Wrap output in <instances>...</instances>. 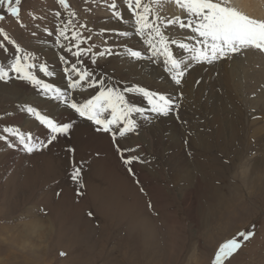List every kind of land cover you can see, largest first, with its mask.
<instances>
[{"label": "rangeland", "instance_id": "rangeland-1", "mask_svg": "<svg viewBox=\"0 0 264 264\" xmlns=\"http://www.w3.org/2000/svg\"><path fill=\"white\" fill-rule=\"evenodd\" d=\"M66 2L67 8L59 0H21L18 17L8 11L17 7L15 0L0 5V66L8 69L14 56L30 54L38 78L83 103L98 94L99 84L68 88L67 75L77 76L65 69L76 64L117 91L143 87L171 96L176 111L159 118L150 111L133 114L137 130L123 137L117 132L113 139L63 101L46 97L10 72L0 81V136H9L7 142L0 140V264H214L219 247L232 238L242 246L223 264H264V80L254 79L247 68L244 76L230 72L234 57L241 58L235 54L190 63L177 85L162 58H151L146 39L135 32L126 0ZM151 6L150 19L165 35L190 43L185 39L190 29L180 32L166 23L177 16L184 20L182 9L171 14L155 0ZM61 28L65 37H59ZM74 33L81 34V49H90L79 59L73 55ZM172 47L179 55L178 46ZM129 48L144 58H132ZM41 65L54 75L46 76ZM125 95L149 108L140 94ZM28 106L59 122L76 119L74 129L48 148L27 153L3 129L16 128L46 142L47 129L25 111ZM77 157L89 176L73 179L70 158ZM93 188L104 198L113 195L122 210L98 201ZM126 211L138 220L125 218ZM133 222L135 229L129 226ZM242 232L254 235L243 240Z\"/></svg>", "mask_w": 264, "mask_h": 264}, {"label": "snow or ice", "instance_id": "snow-or-ice-1", "mask_svg": "<svg viewBox=\"0 0 264 264\" xmlns=\"http://www.w3.org/2000/svg\"><path fill=\"white\" fill-rule=\"evenodd\" d=\"M164 2L165 0H155L157 5H161ZM167 2H174L181 8L186 13L187 21L185 22V20L177 16L175 19L166 21V23L168 25L178 24L181 29H190L192 33L190 39L195 41L194 44L178 43L164 34L159 24L154 23L150 19L153 12L151 0L149 3H143V0H126L127 8L134 18L135 32L146 39L151 51V58H162L163 67L170 74L175 84L180 85L182 83L183 78L187 74L188 66L192 62L199 64L212 63L228 58L230 55L244 53L249 49L264 53V20L250 17L236 7L230 6V0H167ZM4 3L11 5L12 0H0V5ZM59 3L65 8L69 7L66 0H59ZM15 4L17 7L9 6L8 11L14 17H18L20 15L19 5L21 0H15ZM111 8L116 9L117 5L112 3ZM114 15L118 19H123L119 11H115ZM3 19L4 17L0 16V20ZM159 19L160 17L157 15L156 20ZM3 31V29H0V32ZM121 35L127 36L128 33L124 32ZM65 36L66 29L61 28L59 37ZM74 38L77 41L75 44L77 51L73 55L79 59L84 52L90 51V49H81L80 44L83 43V40L80 33H74ZM12 43H15V41H12ZM172 45L178 46L179 55L174 51ZM17 51H23L19 45H17ZM68 51H72V49L69 48ZM184 52L188 53L186 57L183 55ZM128 53L132 58L138 60L144 58L142 52L138 50L129 48ZM100 55L103 56L104 53H100ZM32 59L33 57L27 53L14 56L13 63L8 69L0 66V81L10 78V72L16 73L19 79L33 84L46 97L55 101H63L80 118L93 122L97 126V131L112 134L113 139H115L117 132L119 136L123 137L127 133L137 130L138 124L133 119V114L144 115L145 112L150 111L155 117L159 118L168 117L176 111V102L171 96L153 92L143 87H129L124 91H117L113 87L106 86L103 80L98 82L93 80L92 72L86 69L81 70L76 64H72L70 68L65 69L66 74L75 73L77 76L76 79H73L72 75H67V87L75 90L82 87L85 82H87L89 87H94L98 83V94L91 96L83 103H79L75 99L70 100L66 92L60 87L45 82V80L38 78L31 71L35 65L28 61ZM40 71L48 77L54 75L52 71L48 70L46 65H41ZM125 92L140 94L147 100L149 108L139 107L135 103L130 102ZM25 111L41 125L45 126L47 129L46 142L36 141L31 133L12 127L4 128L3 132L15 137L19 141V145H22L27 153L48 148L49 145H53L61 137L68 136L74 129V121L59 122L54 118H50L47 114H42L40 110L32 106L26 107ZM0 140L7 142L9 136H0ZM10 146L16 147L15 144ZM68 151L74 152L75 150L69 148ZM125 163L130 164L131 160H127ZM79 175L80 169L75 168L73 179H76ZM252 235L254 233L251 232L239 234L243 240L250 239ZM241 246V242L238 239H229L219 247L215 254L214 264H223ZM62 255L64 254L62 253Z\"/></svg>", "mask_w": 264, "mask_h": 264}, {"label": "bare ground", "instance_id": "bare-ground-1", "mask_svg": "<svg viewBox=\"0 0 264 264\" xmlns=\"http://www.w3.org/2000/svg\"><path fill=\"white\" fill-rule=\"evenodd\" d=\"M261 3L264 4V0H230V6H233V7H236L237 9L241 10L242 12H244L245 14L249 15L250 17H253V18H256V19H264V5H261ZM174 5V4H173ZM173 5H169V4H161V7H165L167 8V10L169 12H172L171 14H176L177 10H180L181 8L177 7V6H173ZM158 7V6H157ZM181 12V11H180ZM182 12H184L182 10ZM160 13V12H158ZM184 14V13H183ZM182 14V15H183ZM163 15V14H162ZM161 15V16H162ZM177 16V15H176ZM163 17V16H162ZM174 17V16H172ZM185 17L184 20H187V16L185 14ZM159 21H161V19H159ZM175 27H177V29L180 31V32H183L184 30L179 28L178 24L175 25ZM174 29V28H173ZM172 30V29H171ZM184 32H187L189 33L188 31H184ZM166 34V33H165ZM178 34V33H177ZM178 36V35H177ZM186 36V35H184ZM191 36H187L185 37V39L187 41H189L190 43L194 44L195 41L191 40L190 39ZM238 55V54H237ZM240 59L235 61V57L233 59V62L234 64H231L233 66V68H229L230 72H233L235 74H239V73H242V75L244 76L243 70H245L247 68V72L249 73V75L253 76L254 79H256L258 81V79H263L264 80V54L263 53H258V52H255L253 49H249L247 50L246 52L244 53H240ZM206 67V66H205ZM204 67V68H205ZM214 68V67H213ZM228 70V71H229ZM225 72V71H224ZM226 76V75H225ZM205 77V76H204ZM226 78V79H225ZM224 78V82H226L225 84V87L228 88L229 87V84H230V81H231V76H227ZM246 84V83H243V85ZM224 86V85H223ZM264 89V86L262 87ZM259 95H263V94H259ZM6 100V99H4ZM74 122H76V119H73ZM80 122V121H79ZM86 124H82L81 123V128L85 127ZM91 127V125H89ZM257 142V141H255ZM260 143V142H259ZM260 145V144H259ZM79 155V153H78ZM81 156V155H80ZM70 169L71 167L73 168V171L75 168H79L80 169V177H86V176H89V175H85V172H86V169H84V165L85 163H81L80 162V159L79 157L77 158H70ZM60 162L62 163H66L67 164V158L65 159H60L59 160ZM83 161V160H82ZM92 161V160H90ZM106 162V161H105ZM59 163V162H58ZM88 166V165H87ZM56 167V166H55ZM91 168V167H90ZM89 168V169H90ZM54 175V174H53ZM52 176V175H51ZM96 176V175H95ZM97 177V176H96ZM78 178V177H77ZM88 178V177H87ZM86 178V179H87ZM92 178V177H91ZM85 180V179H84ZM87 180H90V179H87ZM65 182V181H64ZM82 183V181H81ZM87 183V182H85ZM91 184V183H90ZM101 184V183H100ZM80 185V183H79ZM86 185V184H85ZM83 186V185H82ZM81 186V187H82ZM97 186V185H96ZM23 187V186H22ZM26 188V186L24 187ZM90 188V187H89ZM95 188L92 189L91 192L94 193V195L92 196H97V199L98 201H105V202H108L110 204H114V205H120L119 201L118 200H115L116 198L113 196V195H109V197L107 198H104V196H106L104 193H99V195L95 194L94 192ZM109 193V192H108ZM103 194V195H102ZM98 205H102L103 203L101 202H96ZM118 208L121 209V205L120 206H116ZM122 210V209H121ZM125 215V218H131V220H138V217H133L132 216V212H127L126 211V214ZM129 226H133L134 229L136 228L135 226H138V224L136 222H133L132 225L129 224ZM128 226V227H129ZM127 227V232L130 233V235L132 237H134L133 235V229L131 227H129L128 229ZM30 228V227H29ZM31 229V228H30ZM29 231V229H28ZM31 232V231H30ZM33 232V231H32ZM152 232V231H151ZM138 233V232H137ZM141 233V232H140ZM138 235V234H137ZM152 235V234H151ZM138 236H141V234H139Z\"/></svg>", "mask_w": 264, "mask_h": 264}]
</instances>
